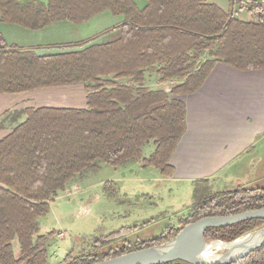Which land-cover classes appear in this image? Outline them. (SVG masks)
<instances>
[{"label":"trees","instance_id":"trees-1","mask_svg":"<svg viewBox=\"0 0 264 264\" xmlns=\"http://www.w3.org/2000/svg\"><path fill=\"white\" fill-rule=\"evenodd\" d=\"M103 11L122 18L101 33L111 36L72 43L81 45L74 50L41 54L37 47L6 45L0 33V93L80 83L87 91L85 108L24 109L26 119L0 139V264H48L52 232H41V219L59 192L91 169L139 160L170 176L171 156L187 127L186 104L177 95L196 91L216 61L264 69V0L246 5V19L213 0H147L143 8L134 0H0V21L32 29L54 21L84 22ZM205 51L209 57L197 67ZM149 71L161 81H183L170 91L153 89L146 82ZM123 78L129 81L119 82ZM150 143L155 147L146 157ZM263 206L264 187L212 192L208 179L195 180L192 214L180 228L96 259L71 261L68 254L65 260L91 264L166 242L201 217ZM263 224L264 219L250 218L208 228L205 237L230 241ZM226 264H264V244Z\"/></svg>","mask_w":264,"mask_h":264},{"label":"crops","instance_id":"crops-1","mask_svg":"<svg viewBox=\"0 0 264 264\" xmlns=\"http://www.w3.org/2000/svg\"><path fill=\"white\" fill-rule=\"evenodd\" d=\"M134 1L140 8L147 4V0ZM253 1L262 0H213L224 11L243 19L249 18L246 5ZM121 20V16L103 11L78 26L74 24L77 22L63 20L32 29L0 21V33L8 46L37 47L39 52L55 49L56 45L93 40L96 36L94 40L108 39L111 32L101 33ZM94 21L97 24L86 26ZM208 57L209 53L205 51L197 67ZM128 81V78H123L119 82ZM181 81L183 79L178 78L161 81L156 72L146 73L147 85L154 86L153 89L170 91ZM51 95L54 98L51 102H40L41 96ZM59 96H63L64 100L55 98ZM86 96L82 84L0 93V139L26 119L24 109L41 106L85 108ZM177 97L186 104L187 127L170 159L173 173L164 176L158 168L150 166L158 180L171 184L170 188L174 186L178 194L186 196L193 192L194 181L199 179H208L212 192L226 191L222 189L225 186H232L233 189L238 186H264V69L241 70L216 61L196 91ZM151 153L144 155L147 157ZM191 208L192 205L182 217L174 216L170 222L180 219L176 223L180 226L181 218L187 216Z\"/></svg>","mask_w":264,"mask_h":264},{"label":"rangeland","instance_id":"rangeland-1","mask_svg":"<svg viewBox=\"0 0 264 264\" xmlns=\"http://www.w3.org/2000/svg\"><path fill=\"white\" fill-rule=\"evenodd\" d=\"M90 24L97 23L94 21L86 26ZM102 40L105 39L91 40L87 44ZM71 44L39 52L49 54L81 46ZM82 86L85 88L84 84ZM55 98L64 100L63 96ZM53 99L52 95L41 96L40 102L49 103ZM154 147L153 143L148 144L144 154L151 153ZM150 166L153 165L146 166L139 160L118 166L103 164L60 191L40 222L42 233L52 232L48 239V264H68L65 260L68 254H71V261L96 259L116 248L134 247L163 232L180 228L182 225L176 226L180 219L170 220L187 213L186 209L193 204V192L188 196L178 194L176 187L170 188L171 184L159 181ZM222 189L235 188L225 186ZM191 214L192 208L183 219ZM15 249L18 251L19 246Z\"/></svg>","mask_w":264,"mask_h":264},{"label":"water","instance_id":"water-1","mask_svg":"<svg viewBox=\"0 0 264 264\" xmlns=\"http://www.w3.org/2000/svg\"><path fill=\"white\" fill-rule=\"evenodd\" d=\"M264 219V206L231 215L204 216L183 226L171 239L91 264H163L186 260L192 264H226L236 262L264 244V224L241 236L225 241L207 240L208 228L231 225L246 219ZM216 244L224 245L219 251Z\"/></svg>","mask_w":264,"mask_h":264},{"label":"bare ground","instance_id":"bare-ground-1","mask_svg":"<svg viewBox=\"0 0 264 264\" xmlns=\"http://www.w3.org/2000/svg\"><path fill=\"white\" fill-rule=\"evenodd\" d=\"M224 247V245H222V244H216L215 245V249L217 250V251H219L221 248H223Z\"/></svg>","mask_w":264,"mask_h":264}]
</instances>
